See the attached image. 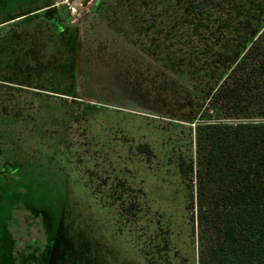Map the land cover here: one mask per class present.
<instances>
[{
	"label": "rangeland",
	"instance_id": "1",
	"mask_svg": "<svg viewBox=\"0 0 264 264\" xmlns=\"http://www.w3.org/2000/svg\"><path fill=\"white\" fill-rule=\"evenodd\" d=\"M99 1L80 0L72 16L49 0L22 11L28 0H0L3 13L21 11L0 18V264H199L177 165L180 154L194 152V125L150 114L137 90L111 98L112 67L94 65ZM9 32L31 53L24 74L12 62L21 57L18 42H1ZM6 163L15 173L2 174ZM44 208L57 245L39 255L31 244H48Z\"/></svg>",
	"mask_w": 264,
	"mask_h": 264
},
{
	"label": "trees",
	"instance_id": "2",
	"mask_svg": "<svg viewBox=\"0 0 264 264\" xmlns=\"http://www.w3.org/2000/svg\"><path fill=\"white\" fill-rule=\"evenodd\" d=\"M28 1L18 4L21 11L40 0ZM16 9L0 10L2 21L19 15ZM97 10L103 24L94 65L112 67L111 98L137 90L150 114L194 125V152L180 154L177 165L199 233V264H264V0H100ZM21 38L9 32L1 39L19 44L15 74L26 72L31 55ZM70 46L77 54L78 39ZM15 171L6 163L1 172ZM46 210L38 214L48 244H31L39 255L57 245Z\"/></svg>",
	"mask_w": 264,
	"mask_h": 264
},
{
	"label": "built area",
	"instance_id": "3",
	"mask_svg": "<svg viewBox=\"0 0 264 264\" xmlns=\"http://www.w3.org/2000/svg\"><path fill=\"white\" fill-rule=\"evenodd\" d=\"M80 0H55L54 5L65 7L72 16L77 14Z\"/></svg>",
	"mask_w": 264,
	"mask_h": 264
}]
</instances>
